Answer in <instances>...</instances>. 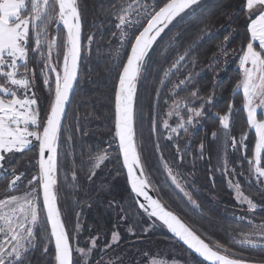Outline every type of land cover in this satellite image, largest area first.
Segmentation results:
<instances>
[{"label":"snow or ice","instance_id":"6c2138e0","mask_svg":"<svg viewBox=\"0 0 264 264\" xmlns=\"http://www.w3.org/2000/svg\"><path fill=\"white\" fill-rule=\"evenodd\" d=\"M205 12L202 0H114L112 23L116 31L113 36L118 38L123 56L118 55L119 62L114 65L113 136L106 148L89 146L87 171L83 174L87 183L95 185L98 174L107 168L109 162L113 159L122 161L115 175H125L126 170L125 182L133 199L131 207L136 211L110 200L108 207L117 216L111 239H105L101 246L99 233L90 231L84 246L80 247L79 236L83 231L80 214L77 213L76 235L73 237L66 230L59 206L61 189L58 174L64 167L60 146L74 144L73 134L81 131L78 114H73L75 124L66 128L65 121L68 119V105L80 80V65L85 51L82 43L83 13L78 0H0V180L6 181V193L0 198V264H32L30 257L37 248L48 255L50 246L54 252L49 264H125L123 258L104 259L106 253L118 247L123 240L119 231L122 223L130 225L127 231L133 236L166 228L177 242L194 254L191 264H251L243 257L231 258L235 254L228 247L217 245V250H213L196 230L182 222L175 211L161 203L159 197L167 188L169 200L175 197L186 205L200 207L194 199L197 191L194 182L179 170L183 167L187 149L182 152L177 145V159L170 164L162 155L159 142L155 144L154 155L160 153L155 161L156 171L165 175L158 186L151 179H145L153 162L143 156V147L138 150L136 141L137 85L142 74L156 64L165 81L170 82L168 78L183 69L187 75L173 84L172 91L192 85L197 74L196 61L192 59L194 45L201 33L207 30V25L203 28L197 26L187 42L182 37L192 24L199 25ZM230 18H243L245 23L238 57L242 78L233 88V94L242 90V109L246 112L247 127L254 132V148L249 158V137L243 133L238 138L231 134L234 102H230L226 113L215 114L220 130L211 133V139L221 141L224 163L222 167H210V171H222L229 190L234 192L236 203L247 205L248 212H255L260 205L245 195L240 178L247 175V183L254 181L264 195V0H239ZM53 24L57 35L50 37L49 29ZM181 26H185L183 30H180ZM229 39V36L224 37L225 42ZM87 41L90 54L94 37L89 35ZM221 54L227 56L226 45L222 46ZM214 59L219 60V56ZM164 64L169 67L165 69ZM209 68L215 71L214 65L210 64ZM37 77L48 98L43 120L39 97L34 89ZM160 94L158 89L157 105ZM190 96V101L186 98L174 100L166 113L169 118H177L174 125L168 119L158 124L157 116L153 115L152 131L162 127L167 133L164 138L172 141L181 132L187 133L190 126L198 125L213 105L215 93L202 97L199 89L193 88ZM182 109L186 110V115ZM69 129L70 134L65 136ZM113 145L114 157L109 151ZM204 148L201 143L200 158L204 157ZM229 150L239 154L232 167H229L227 159ZM28 152L35 153V163L32 160L28 162L36 169L35 173H17L15 157ZM67 156L65 153V160ZM244 162L248 163L247 172L243 170ZM71 163L72 187H76L78 173L74 167L75 160ZM80 163L83 169L84 161ZM22 178L27 180L24 195L8 194L19 189ZM150 191H155L156 195H151ZM253 235L264 240V232ZM70 239L76 240L75 247ZM231 243L237 241L232 238ZM238 243L264 248V244H257L248 237ZM140 256L139 261L133 256L130 264H160L156 259L149 260L148 252H141Z\"/></svg>","mask_w":264,"mask_h":264},{"label":"trees","instance_id":"16d2710c","mask_svg":"<svg viewBox=\"0 0 264 264\" xmlns=\"http://www.w3.org/2000/svg\"><path fill=\"white\" fill-rule=\"evenodd\" d=\"M78 2L83 13L82 43L85 45V51L80 65V80L67 110L68 119L65 121V127L67 128L68 125L76 123L73 117V114L76 113L79 116L81 131H76L73 134L74 144H62L59 149L64 165L58 174V185L61 189L59 206L66 230L73 236L74 224L77 223V213L84 206L88 205L89 207L91 205L89 207L92 210L91 213H95L98 217L95 224L98 227V232L101 233L100 244L102 246L104 240L108 239L112 223V212H115L108 207V202L114 200L121 202L122 207H130L136 210L135 207H131L133 199L129 195L125 175H115V171L120 168L121 161L113 159L109 162L110 170L102 173V177L96 180L95 185L87 183L83 174L87 171L89 146H101L105 139L113 133V85L116 82L114 65L119 62L117 56H123V51L113 54L111 48L113 42L111 33L114 26L110 22V16L114 0H78ZM115 2H120V0H115ZM238 3L239 0H202V7L206 9L202 21L199 25L192 24L188 32L182 37L187 42L193 37L197 26L203 28L207 25V30L201 33L200 39L196 40L194 45L192 59L196 61L195 73L197 74L193 84L181 87L174 93L175 96L185 97L190 101V92L193 88H198L202 97H207L214 92V103L208 110L207 116L202 118L198 125L190 126L187 133L181 132L179 137H175L172 141L164 139L160 128L153 132L151 117L155 115L157 116V123L161 122L165 100L169 97L168 89L172 86V83H178L179 79L187 75V72L182 69L181 73L171 75L168 78L170 82H167L163 73L158 70L159 66L154 64L142 74L137 85L136 141L138 150L143 147V156L153 162V167L146 174V178L151 179L158 186L164 181L165 175L156 171L155 161L160 154L154 155L155 144L159 142L161 153L172 163L177 159V145L182 152L187 149V154L184 155L183 167L179 170L186 174L189 181L194 182V188L197 190L194 193V198L200 207L195 208L186 205L175 197L169 200V189L167 188L159 197L161 203L166 208L175 211L180 219L187 226L196 230L197 234L209 245L215 248H217V245L230 248L231 252L235 254L232 256L234 258L243 257L250 262H264V248L241 246L238 243L244 235L252 230L250 225L243 220L229 216L232 213L245 218L264 221V210L247 212L237 206L232 200L231 192L226 186L223 175L217 171H210L212 160H209V157L212 158V151L216 144V140L211 139V133L220 130L215 114L226 113L230 102H234L231 116V134L237 136V138L242 133L249 137L247 140L249 158L254 147V132L247 127L245 112L242 109V93L240 91L235 95L233 94V88L242 78V73L238 69V57L241 54V41L245 32L243 18L235 20L230 18ZM184 27L181 26L180 30H183ZM89 35L94 37L90 54L87 51V37ZM225 36L230 37L228 42H225ZM224 45L227 48L226 57L221 54V48ZM216 56H219V60L214 59ZM210 64L214 65L215 71L209 68ZM163 67L167 69L169 65L164 64ZM34 89L39 97L38 102L41 109V119L43 120L47 110L48 98L39 77L35 81ZM158 89L161 94L157 105L156 91ZM70 132L69 129L65 131L64 135L67 136ZM84 133H87V135H84ZM201 143L205 145L203 158H200ZM109 151L113 157L116 155L114 145ZM65 153L68 154L67 160L64 159ZM34 155V152L17 154L15 157L17 173L25 171L26 174L29 171L36 170L28 163L29 160H32L33 164L35 163ZM238 155V153H232L231 164H233L232 160H236ZM73 159L75 160V171L78 173L76 187H72L71 179L73 168L71 161ZM81 161H84L85 164L83 169L81 168ZM246 163L244 162L243 166ZM244 188L253 197L264 202V195L255 183L244 184ZM23 189V185L19 182V189L8 194H16ZM5 193L6 181L0 180V198H3ZM109 197L111 198L109 199ZM77 200L79 203H76ZM136 230L139 232L138 228ZM232 238L237 243H231ZM70 243L73 246V239H70ZM164 247L168 255L176 254L175 256H178V258H181L187 264H191L193 254H190L187 249L171 237L165 228H158L147 234L135 236L133 239L121 241L118 247L106 253L104 259L107 261L109 258H123L124 261L126 259V264H130L134 255H138L145 250L153 251L155 249L157 251ZM53 252L54 250L50 246V253L44 255L41 248L38 247L30 257L32 264H49ZM75 257L76 254L74 253V259ZM128 257H130L129 260ZM195 259L200 260L197 257Z\"/></svg>","mask_w":264,"mask_h":264},{"label":"rangeland","instance_id":"374dc122","mask_svg":"<svg viewBox=\"0 0 264 264\" xmlns=\"http://www.w3.org/2000/svg\"><path fill=\"white\" fill-rule=\"evenodd\" d=\"M112 20H113V17H112V14H111V16H110V22H112ZM115 31H116V29L113 28V32H115ZM113 32L111 33V38H113V42H112L111 48L113 49L112 50L113 54H117L120 51L119 50V44H118V38H116V37L113 36ZM49 35H50V37L52 35H57V32L55 30V25L54 24L52 26H50ZM60 35H63V33L61 32ZM173 84H177V83H172V86L168 89L169 97L166 98V100H165V106H164V109H163V111L161 113V122L160 123H162L165 119H168L169 122L174 125L177 122V118H175V117L169 118L166 115V113L168 112V110H169V108L172 105V103H173L174 100H177V99L183 100V99H185V97H177V96H175L174 93H175L176 90L175 91H172ZM241 93H242V90H241ZM182 112H184V114L186 115V110H183L182 109ZM245 116H246V112H245ZM160 129H161L162 136L165 137L167 135L166 130H164L162 127ZM112 136H113V133H111L110 136L105 139L104 143L100 147L101 148H105L106 145H107V142L112 139ZM220 145H221V141L219 139H217L216 140L215 147H214V149L212 151V158H211L212 164H211V167L212 166H219V167H222L223 166L225 153H224L223 149L220 147ZM232 153L233 152L231 150H229L227 152V159H228V162H229V167H232L234 165V163H237V161L235 159L232 160V163L233 164L230 163L231 157H232ZM251 156H252V151H251L250 158H251ZM166 160L170 164L172 163L171 160H169V159H166ZM247 169H248V163H246V165L243 166V170L245 172H247ZM109 170H110V163L107 164V168L104 171H102V172H100L98 174V178L96 180H98L100 177H102V173H105V172H107ZM237 170L239 171L240 169L238 168ZM35 171H32V173H35ZM216 171L219 172L221 175H223L224 181H225L226 186L228 188L225 175L220 170H216ZM25 175H28V173H26ZM248 179H249V177L247 175H245L244 177H241L240 178L242 190L244 191L245 195H248L250 198L253 199L254 202H256L258 205H260V207H258L257 210H264V202L263 201H260L259 198L253 197L252 194L250 192H248L244 188V184H249V183H247ZM252 183L254 184L255 182L253 181ZM21 184L24 187V185L27 184V180L24 179V178H22ZM25 190L26 189L24 187V189L21 192H18V193L14 194V195H21L22 196V195H24ZM230 192H231L232 200L235 202V204L237 206H239L240 208H243V209H245L247 211V205H238L236 203V201L234 200V192L233 191H230ZM110 198L111 197H109V199ZM131 209H132L131 210L132 212H135L136 211V210H134V208H131ZM91 211L92 210L89 209L88 205L84 206L79 211V214H80L79 215V222L83 226V231L81 232V234L79 236L80 247H83L84 246L85 241L89 237L90 231L93 234L99 233L98 232V227L95 224V222H96V220H97L98 217L96 216L95 213H93V212L91 213ZM88 213H91V214H88ZM229 216L232 217V218H234V219L242 220L241 219L242 216H239L237 214H232L231 213V214H229ZM133 219H135V217ZM111 220H112V223H111V226H110V232L108 233V239L109 240L111 239L110 234H111V231L113 230V226L116 224V220H117V216H116V213L115 212H112V219ZM243 221H245L247 224H249L250 227L252 228V230L249 231V233L247 235H244L241 239H243L245 237H248L250 239H253L254 242H256L257 244H264V240H260L257 235H253L254 233H257L258 234L260 232H264V221L253 220V219H249V218H245V217H244ZM247 221H251V223H248ZM75 226H76V224H74V235H73V237L76 235V233H75ZM129 226H130L129 224H123L122 223L121 226L119 227V231H120L121 235L123 236V240H125V239H133L135 237V236L131 235L127 231V228ZM144 227H147V224H144ZM100 234L101 233H99V235ZM100 239H101V235H100ZM73 242H74L73 247H75L76 246V240L73 239ZM221 251H223V250L221 249ZM144 252H148L149 253V257H148L149 260L156 259V260H158L160 262V264H173V261H175V264H187L181 258H178V256H175L176 254L168 255V252L166 251V248L165 247L164 248H161L160 250H157V251H155V249H154L153 251H151V250L150 251L149 250H145ZM134 256L136 257L137 261H139L141 259L140 253L138 255H134ZM129 258L130 257H128V260H129ZM113 260H115V259H113ZM124 262L126 264V259H125Z\"/></svg>","mask_w":264,"mask_h":264},{"label":"water","instance_id":"95a60500","mask_svg":"<svg viewBox=\"0 0 264 264\" xmlns=\"http://www.w3.org/2000/svg\"><path fill=\"white\" fill-rule=\"evenodd\" d=\"M82 38H83V29H82ZM75 90V89H74ZM68 107H69V105H68ZM68 110V109H67ZM121 163H122V161H121ZM125 179H126V170H125ZM145 179H147L146 178V176H145ZM128 186V185H127ZM149 187L151 188V186L149 185ZM128 188H129V186H128ZM150 194L151 195H154L155 196V192L154 191H150ZM183 222V221H182ZM185 223V222H184ZM187 225V224H186ZM166 229V228H165ZM166 231H167V229H166ZM168 232V231H167ZM169 233V232H168ZM169 235L171 236V237H173L172 236V234L171 233H169ZM174 238V237H173ZM175 239V238H174ZM176 240V239H175ZM206 242V241H205ZM179 243V242H178ZM207 243V242H206ZM180 245H182L181 243H179ZM183 246V245H182ZM210 247H212L213 248V250H217V248H215V247H213V246H211V245H209ZM185 249H186V246H183ZM54 250V249H53ZM194 255V254H193ZM198 259H200L199 257H197ZM231 258H234V257H231ZM251 264H264V262H251Z\"/></svg>","mask_w":264,"mask_h":264}]
</instances>
